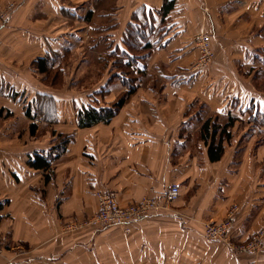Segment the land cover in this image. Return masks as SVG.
Masks as SVG:
<instances>
[{
	"label": "crops",
	"instance_id": "1",
	"mask_svg": "<svg viewBox=\"0 0 264 264\" xmlns=\"http://www.w3.org/2000/svg\"><path fill=\"white\" fill-rule=\"evenodd\" d=\"M12 1V15L0 30V40L7 29L16 30L0 45V264H264V249L233 254L204 240L206 225L224 220L234 206L240 208L235 242L264 228V176L255 179L257 160L244 156L236 165L224 153L211 162L205 140L195 147L191 135L206 109L233 118V127L239 112L264 113V99L234 87L222 68L194 69L197 37L209 34L218 56L226 53L222 33L235 41L241 68L264 66V0H82L91 2L85 12L73 4L81 0H0V10ZM167 1L174 6L164 17ZM164 18L166 31L152 38L159 47L144 61L139 88L109 123L80 128L77 115L91 105L89 98L97 108L113 103L125 91L119 79L68 96L36 84L32 63L38 59L96 49L101 33L103 54L97 55L108 61L124 48L131 23L151 19L158 26ZM228 60L233 64V55ZM102 88L106 94L95 95ZM42 95L54 103L34 104L45 116L33 122L24 102ZM39 125L46 133L35 142ZM60 135L70 138L66 151L53 154L47 170L32 168L35 156L48 155L51 138ZM173 183L180 186V199L132 225L130 234L117 227L67 230L97 212L99 190L128 206Z\"/></svg>",
	"mask_w": 264,
	"mask_h": 264
},
{
	"label": "rangeland",
	"instance_id": "2",
	"mask_svg": "<svg viewBox=\"0 0 264 264\" xmlns=\"http://www.w3.org/2000/svg\"><path fill=\"white\" fill-rule=\"evenodd\" d=\"M65 1L67 3L72 4L71 0ZM99 3H101L100 7L102 8L103 2L100 1ZM11 4L16 3H13V1L10 2L3 9H1L0 12L6 11V8ZM73 4L79 7V12H85L87 9V5H90L91 2L82 5L81 0L79 3ZM10 15H12L11 12ZM78 27L79 26H77V28ZM15 31V29L13 31L12 29H7L3 33L4 37L3 35L1 36V42H4L6 39H8L12 32L14 33ZM85 31L86 30H81L80 32H77L81 33L84 38H87L88 35ZM100 34H96V49L90 50L91 52L88 51L86 47H81L78 50L75 49L73 52L63 58V65H61L58 69H53L52 71H50L48 76L40 74V72L33 67V62L32 67L35 72L39 75V79H37L36 84L41 86L42 88L53 89L54 91L61 92V94L68 96V94H76L82 91L96 89L105 83L112 84L115 80H118L116 76L121 69L116 67L115 60H100L99 56L97 55V52L99 50L100 53L103 54L104 42L102 41L104 39H102L101 37L103 35L101 34L100 36ZM66 35L68 34L65 31V36ZM228 36H230L231 38L230 33H222L221 40L219 39L220 43L225 47L224 49L226 50V53H220V55L218 54V58L216 51L213 47V50L215 52V59L209 65V67L212 68L213 72L216 67L222 68V71H224V73L231 80L230 83L232 82L233 84H235L234 87L240 86L246 91H255L257 96H260L261 99H264V66H261L259 64H253L247 66L244 69L241 68L240 65L237 64V60L235 61V59L238 58V55L233 53V45L236 43L235 41H231V39L227 40ZM244 40L245 33H241L240 42ZM232 55L234 58L233 64H231L230 60H228V57H230V59L232 60ZM215 63H219L220 65H215ZM141 64L144 65V61ZM118 97L116 99H118ZM64 99H66L67 101L70 100L68 99V97H65ZM37 103H39L38 100ZM238 114L240 122L235 124L234 127L228 129L230 137L227 139V137L224 136L222 132L223 127L228 123V120L226 118L218 117L215 113L210 112L209 109L204 110L201 114H199V117L201 118L200 122L196 125L197 127L192 130L193 133L191 135L195 144L194 146H198L199 141L203 139L201 128L203 127L204 123L207 121H211L212 125H214L215 128H218L216 143H218L224 137V141H222L224 146V153H227V156H234L236 165H241L244 156H251V158L257 160L255 179L262 178L264 176V128H260L263 126L260 125L259 122L250 120V117L252 118L251 113L244 114L239 112ZM0 120H2L1 115ZM246 121H248L247 124H245ZM37 128L38 131L36 132L35 137H39L35 139V142H38L39 138L42 137V133L46 130L42 129L40 125L37 126ZM44 133H46V131ZM67 137V135H60L56 140H54V138L52 137L50 140V146H58V144H60L63 139H66ZM237 243L247 244L248 242L242 241ZM215 244L224 245L222 243ZM224 247L228 249L225 245ZM263 249L264 247L256 255L260 254Z\"/></svg>",
	"mask_w": 264,
	"mask_h": 264
},
{
	"label": "trees",
	"instance_id": "3",
	"mask_svg": "<svg viewBox=\"0 0 264 264\" xmlns=\"http://www.w3.org/2000/svg\"><path fill=\"white\" fill-rule=\"evenodd\" d=\"M173 6L174 2H165L160 14L162 13L165 17L171 11ZM166 22L167 20L164 18L163 23L155 26V24L151 22V19H148V21L145 23L134 21V23H131L127 27L122 39L124 48H117L110 54L111 59L115 60L116 67L121 69L116 77L120 80L122 86L125 88V91L113 103L107 105V107L105 106L97 108L94 106V103H96L93 101L94 98H89L88 104L91 105L82 108L77 115V121L80 128L92 127L99 123H109L119 113L127 100L139 88L140 79L146 71V66H142L141 61H145L146 57L150 55L153 50L159 47L156 42H152V38L155 37L156 39H159L163 37L167 28ZM69 54V52H65L63 56L58 58L47 55L45 58L35 61L33 63V67L36 68L40 74L48 76L50 71L53 69H58L61 65H63V58ZM104 90L105 89L102 88L101 91L96 92L95 95L104 96V94H106ZM17 95L18 94H15L13 97L16 99ZM19 99L22 103L21 100H23V97H20ZM37 100L39 103H37ZM37 100L30 104H27V101L26 103L24 102V104L27 106L25 114L33 122L39 120L41 116H45V114H43L40 110H34L32 108L34 104H40V100L43 101V104L46 102H48V104L54 103L53 99L46 95L38 97ZM250 113L252 114V118L250 117V120L257 121L260 123V125L264 126V113H255L249 110V114ZM234 122L235 120L231 118L223 127L222 133L227 137V139L230 137L228 129L233 127ZM31 130L32 133L35 132L36 126L34 124ZM201 133L202 138L205 140V143L208 147V154L211 162L220 161L224 155V146L222 142L224 141V137L218 143H216L218 128H215L211 121H207L201 128ZM69 142L70 138L67 137L66 139H63V141L58 144V146L53 147L52 151L48 155H36L34 160L30 162V166L35 169L47 170L50 168L52 161L55 159L53 154H57V156H59L60 154L64 153Z\"/></svg>",
	"mask_w": 264,
	"mask_h": 264
},
{
	"label": "built area",
	"instance_id": "4",
	"mask_svg": "<svg viewBox=\"0 0 264 264\" xmlns=\"http://www.w3.org/2000/svg\"><path fill=\"white\" fill-rule=\"evenodd\" d=\"M13 8L14 4H11L6 8V11L0 12V30L8 21ZM196 42L200 57L194 69L200 71L208 68L213 62L215 52L209 34H200ZM180 196L179 184L173 183L159 195L145 196L138 203L121 206L109 192L99 190L95 194L98 207L97 212L81 221L68 225L67 230L76 232L89 228L101 230L117 227L122 228L125 233L130 234L132 225L141 223L153 214L174 204L180 199ZM239 212V206H234L224 220L207 224L204 231V240L208 243H222L232 253L256 254L264 247V228L248 240L247 244H238L233 240L231 234Z\"/></svg>",
	"mask_w": 264,
	"mask_h": 264
}]
</instances>
